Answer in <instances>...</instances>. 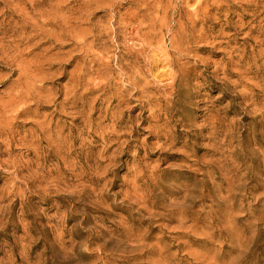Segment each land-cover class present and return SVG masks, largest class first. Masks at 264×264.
Here are the masks:
<instances>
[{"label": "rangeland", "instance_id": "374dc122", "mask_svg": "<svg viewBox=\"0 0 264 264\" xmlns=\"http://www.w3.org/2000/svg\"><path fill=\"white\" fill-rule=\"evenodd\" d=\"M263 17L0 0V264H264Z\"/></svg>", "mask_w": 264, "mask_h": 264}, {"label": "bare ground", "instance_id": "6f19581e", "mask_svg": "<svg viewBox=\"0 0 264 264\" xmlns=\"http://www.w3.org/2000/svg\"><path fill=\"white\" fill-rule=\"evenodd\" d=\"M199 9H200V8H199ZM198 11H199V10H198ZM32 12H34V9H33ZM32 12H31V13H32ZM194 12H195V11H194ZM195 13H196V12H195ZM193 14H194V13H193ZM194 16H195V15H194ZM196 17H197V15H196ZM193 18H195V17H193ZM263 18H264V17H263ZM192 21H193V19H192ZM193 22H194V21H193ZM193 22H192V23H193ZM32 24L35 25V26L37 25L36 21H33ZM41 24H43V23H41ZM190 24H191V23H190ZM190 24H189V25H190ZM186 27H187V26H186ZM186 31H187V30H186ZM201 31H202V30H201ZM189 32H190V31H189ZM9 45H10V44H9ZM9 47H10V46H9ZM11 48H12V47H11ZM11 48H10V49H11ZM2 49H3V48H1V50H2ZM7 49H8V48H7ZM15 49H16V48H15ZM1 50H0V52H1ZM3 51H4V50H3ZM7 51H9V50H7ZM16 51H17V50H16ZM4 53H5V52H4ZM4 53H3V54H4ZM6 53H7V52H6ZM6 53H5V54H6ZM10 53H12V52L10 51ZM10 53H9V54H10ZM0 54H1V53H0ZM15 54H16V52H15ZM6 55H7V54H6ZM17 55H18V57H20L19 54H17ZM8 57H9V56H8ZM9 58H10V57H9ZM15 59H16V58H15ZM7 60H8V59H7ZM17 60H18V59H16V61H17ZM8 61H9V60H8ZM11 61H12V60H11ZM11 61H10L9 63L12 64ZM22 61H23V60H22ZM14 62H15V61H14ZM15 63H16V62H15ZM23 63H24V62H23ZM20 64H22V63H19V65H20ZM20 66H21V65H20ZM20 66H19V67H20ZM17 68H18V67H17ZM18 70H19V69H18ZM15 71H16V70H15ZM24 71H25V70H24ZM122 71H124V70H122ZM23 73H24V72H23ZM20 75H21V74H20ZM21 76H22V75H21ZM23 76H24V75H23ZM23 85H24V84H23ZM8 94H9V93H8ZM8 94H7V96H10V95H8ZM10 94H11V93H10ZM8 98H9V97H8ZM14 98H15V97H14ZM12 99H13V98H12ZM12 99H10L11 102H15V101H16L15 99H14L15 101H14V100L12 101ZM8 102H9V101H8ZM11 102H10L9 104H11ZM5 103H7V102H5ZM21 103H22V102H21ZM7 104H8V103H7ZM7 104H6V105H7ZM8 106H9V105H8ZM10 106H13V105H10ZM5 107H6V106H5ZM6 109H8V107H6ZM112 119H113V118H112ZM219 167H220V166H219Z\"/></svg>", "mask_w": 264, "mask_h": 264}]
</instances>
